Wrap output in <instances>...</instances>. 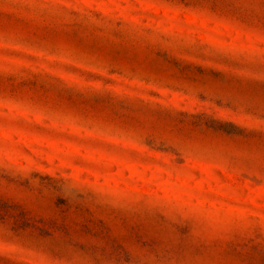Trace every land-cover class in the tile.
Returning <instances> with one entry per match:
<instances>
[{
  "label": "rangeland",
  "instance_id": "rangeland-1",
  "mask_svg": "<svg viewBox=\"0 0 264 264\" xmlns=\"http://www.w3.org/2000/svg\"><path fill=\"white\" fill-rule=\"evenodd\" d=\"M0 264H264V0H0Z\"/></svg>",
  "mask_w": 264,
  "mask_h": 264
}]
</instances>
